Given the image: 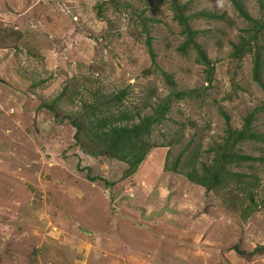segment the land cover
<instances>
[{
	"label": "rangeland",
	"instance_id": "rangeland-1",
	"mask_svg": "<svg viewBox=\"0 0 264 264\" xmlns=\"http://www.w3.org/2000/svg\"><path fill=\"white\" fill-rule=\"evenodd\" d=\"M171 1L0 0V264H264V162L230 166L258 182L249 216L242 192H208L185 175L196 153L197 169L213 163L222 114L242 129L255 112L252 129L264 134V70L261 86L253 54L232 55L250 22L231 0H177L187 16H222L190 20L209 70L195 49L178 51ZM239 1L263 20L258 0ZM252 44L264 62V32ZM170 96L150 136L157 147L132 175L75 136L93 107L131 124ZM235 149L264 158L263 142ZM180 154L182 173L166 170Z\"/></svg>",
	"mask_w": 264,
	"mask_h": 264
},
{
	"label": "trees",
	"instance_id": "trees-1",
	"mask_svg": "<svg viewBox=\"0 0 264 264\" xmlns=\"http://www.w3.org/2000/svg\"><path fill=\"white\" fill-rule=\"evenodd\" d=\"M233 6L239 12V14L250 22V27L246 30L248 37H241L238 44H232L233 57L240 58L247 53H252L254 57V80L258 84L262 85L261 74L264 70V62L262 60L263 49L253 45L258 37L264 32V18L263 20L253 19L246 8L239 0H231ZM260 8L264 14V0H258ZM171 10L174 13V18L180 26L181 35L184 38V42L179 46L178 51L182 54H186L189 49L193 48L198 54V61L207 65L209 70L212 69L211 63L207 58L206 52L203 51L201 45L197 42L200 30H195L190 24L191 18H207V19H222V16H218L215 13H208L206 11L198 12L192 16L185 15L184 6H180L177 0L171 1ZM147 45L151 51V39L148 38ZM152 62L155 65V54L151 53ZM172 85L174 82L170 76L167 77ZM193 92H179L174 93L177 98H182L185 95H189ZM126 95V91H121L115 98L120 102ZM171 96L163 99L157 107L154 109V113L150 116L143 117L139 122L124 123L125 120H132L133 118L127 114H123L120 118H99L95 111L98 108L93 107L90 120L77 121L74 126L77 130L76 138L78 142L86 147H90L89 154L94 156L105 155L110 159L120 160L125 162L129 168L126 172V176L132 175L136 172L138 167L143 163L149 154L150 150L157 147L156 144L150 141L155 125L160 124L166 119V114L170 108ZM90 112V108L88 110ZM90 114V113H89ZM227 122V135L221 144H218L210 149L215 153L213 163L206 164L201 162V170L196 168L198 162V154L196 153L191 159L190 171L185 175L193 183L202 186L206 191L226 190L229 194H234L235 190L245 194L246 198L251 202L252 207L242 208L243 212H247V215H251L257 210L258 205L255 202L254 191L258 188L257 181H250L249 176L244 173L234 172L230 169V166L236 165L239 167L242 162L255 161L264 162L262 157H252L244 155L237 151L235 147L237 144L252 140L264 143V134H259L252 129V121L255 112H252L246 117L242 129H233L229 125V117L226 114H222ZM115 119V120H114ZM84 137L85 143L81 137ZM186 146L185 149H188ZM169 154L167 160L169 161ZM183 154H180L177 159L169 165L166 161L165 169L172 172H180L178 166L181 163ZM239 254H247L249 256L255 255L256 250L253 252L242 251L239 248H235Z\"/></svg>",
	"mask_w": 264,
	"mask_h": 264
}]
</instances>
